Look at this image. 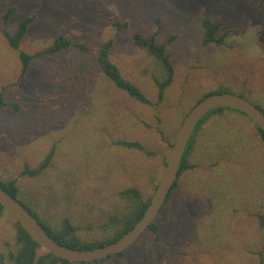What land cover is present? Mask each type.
<instances>
[{
	"label": "rangeland",
	"instance_id": "1",
	"mask_svg": "<svg viewBox=\"0 0 264 264\" xmlns=\"http://www.w3.org/2000/svg\"><path fill=\"white\" fill-rule=\"evenodd\" d=\"M10 8L15 12L4 24ZM204 15L228 32L223 44L202 43ZM30 17L20 51L35 55L61 36L87 52L37 57L18 82L21 64L2 31L13 35ZM136 34L166 45L174 76L161 102L153 81L162 78L161 68L134 45ZM108 42L111 64L152 106L103 75L97 56ZM218 90L243 93L264 110V0H0V94L19 108L0 107V180H15L20 199L53 230L67 217L83 241L107 235L108 216L123 206L117 194L136 187L145 198L152 195L167 141L188 111ZM243 116L209 115L197 131L188 160L193 168L155 221L160 241L146 233L122 258L99 264H264L257 219L264 212V146ZM120 141L138 142L143 151ZM52 148L42 176L23 175L25 165L33 170ZM14 235L3 214L0 254L14 248Z\"/></svg>",
	"mask_w": 264,
	"mask_h": 264
},
{
	"label": "trees",
	"instance_id": "2",
	"mask_svg": "<svg viewBox=\"0 0 264 264\" xmlns=\"http://www.w3.org/2000/svg\"><path fill=\"white\" fill-rule=\"evenodd\" d=\"M14 12H15V9L10 8L5 13L3 17L4 24H7L9 18L14 14ZM33 21H34L33 17L24 18L23 20H21L18 24L15 34L13 35L9 34L6 30L2 31V35L7 41L8 46L14 52H16L17 58L21 64V69H20V73L18 76V82L26 76L30 63L37 57L55 56L57 54H60L64 51H68L70 49L75 50L82 55L87 52V48L85 46L71 43L60 36L54 40L53 44L49 48L44 49L35 55L25 54L24 52L20 51L19 44L22 41V38L24 37L29 25ZM198 23L202 29V34H203L202 43L204 45H212V44L221 45L223 44V40L226 39V37L228 36V32L221 33L222 24L219 20H212L209 17L204 15L198 19ZM115 26L118 27L119 29L124 28V26H121L118 23H116ZM133 43L137 48L145 51L149 56H151L161 68L162 78L153 79L154 84L158 91L157 92L158 102H161L163 95H164V91L167 87L171 85L173 81V76H174L173 67L170 63L169 56L166 53V45L164 43L157 42L155 35L143 37L141 35L136 34L133 37ZM110 47H111V44L109 42L104 44L97 56V63L103 75L110 82H112V84L117 89L125 92L130 98L134 99L135 101L139 102L142 105L152 106V103L146 99V97L141 93V91L135 86H133L132 84H130L129 82L125 81L120 75L119 70L116 68V66L111 64V62L109 61V57H108ZM84 66L85 64L82 62L79 70L82 71ZM72 79L74 81H79V79L78 80H76L75 78H72ZM62 81L63 82L66 81V84H69V85L72 84L71 78L66 79L65 77V78H62ZM220 93H230V94L238 95L250 101L243 93L239 94V93H235L229 90H218V91L210 92V93L205 94L201 99H203L204 97L210 94H220ZM250 102L253 103L256 107H258L264 113V110L259 105L255 104L252 101ZM0 107L10 108L15 111H18L19 109L18 106L14 103H5L3 101L2 94H0ZM225 111L234 112L240 116L243 115L242 113L232 110V109H218V110L209 112L203 119H201V121L198 123L195 131L193 132V135L191 136L187 144L186 150L184 152V155L180 163V168H179L177 179L161 211L164 209L173 191L176 189L178 185V180L182 177V175L185 172L193 168V166L189 164L188 160L192 153L194 136L196 135L197 131L201 129L203 122L208 118L209 115L222 114ZM243 117H246V116L244 115ZM249 122L253 124V126L255 127L263 143V146H264V133L251 120ZM172 142L167 141V145L169 149L172 146ZM116 145L122 148L128 149V150L143 151L142 145H140L138 142H135V141L133 142L120 141V142H117ZM53 155H54V148H52L48 152L44 160L33 170H30L28 166L25 165L24 170H23V175H27L29 177H35V178L42 176L43 173L50 167ZM157 182L155 183L154 189L156 187ZM0 186L10 197L18 201L36 219V221L42 226L45 232L56 243L60 244L61 246H64L70 249H75V250H90V249L105 247L117 241L118 239H120L141 218L146 208L148 207L149 200L151 197L149 196L148 198H145L143 194L139 191V189H137L136 187H128V188L121 190L117 194V196H118V201L121 202L123 206L115 207V211L108 216V219L103 226L104 229H108V234L105 235L100 240L95 239L92 241H83L77 235L78 227L73 226L67 217H64L61 220L60 225L58 226L56 230L51 229L49 225H47L29 205H27L24 201L20 199L19 188L15 180H12V179L7 180V181L0 180ZM195 202L191 206V213H193L195 209L198 208L197 205L194 206ZM3 214L9 217L13 225V228L15 229V235H14L15 246L12 250L8 251L7 253L0 254V264H73V263L61 260L49 253H46L41 248H39V246L32 239L29 238V236L20 228V226L0 206V217ZM257 219H258L260 227L264 230V212L262 214L257 215ZM150 232L154 235V238H155L154 241L159 242L160 235L158 232V225L156 222H154L149 227V229L141 236V238L146 233H150ZM263 250H264V246H263ZM38 251H42V253L38 254ZM123 254L124 252L114 257H109L107 259L93 262L91 264H99L101 262H104L112 258L120 259L123 257Z\"/></svg>",
	"mask_w": 264,
	"mask_h": 264
},
{
	"label": "water",
	"instance_id": "3",
	"mask_svg": "<svg viewBox=\"0 0 264 264\" xmlns=\"http://www.w3.org/2000/svg\"><path fill=\"white\" fill-rule=\"evenodd\" d=\"M218 109H232L242 113L264 133V113L247 99L230 93L210 94L201 99L188 111L175 133L165 166L145 212L124 236L105 247L75 250L61 246L1 186L0 206L39 248L61 260L73 264H90L121 254L131 248L155 222L177 179L182 157L198 123L209 112Z\"/></svg>",
	"mask_w": 264,
	"mask_h": 264
}]
</instances>
